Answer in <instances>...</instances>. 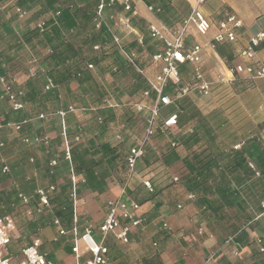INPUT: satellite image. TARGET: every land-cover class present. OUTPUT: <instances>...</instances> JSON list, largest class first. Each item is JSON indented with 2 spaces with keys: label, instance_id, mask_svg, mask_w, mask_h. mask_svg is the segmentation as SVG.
<instances>
[{
  "label": "crops",
  "instance_id": "0c3cea01",
  "mask_svg": "<svg viewBox=\"0 0 264 264\" xmlns=\"http://www.w3.org/2000/svg\"><path fill=\"white\" fill-rule=\"evenodd\" d=\"M194 1L170 0V5L178 8L180 2L186 3V6H188V14ZM95 4L96 0H82L78 3V7L84 8L86 5H91L94 8ZM4 6V8L11 10L12 4L5 3ZM132 7V14L143 19L148 25L163 26L153 13L147 11L146 5L141 0H136ZM2 9L3 7L1 6L0 12ZM37 10V7L32 8L25 12L22 18L16 17L11 22L13 28L16 31H20L32 27L39 22L43 17L36 18L35 13ZM110 11L113 12L116 21L112 29L118 34L122 44L125 45L124 31L121 32V29L124 30L126 27L120 19L126 16V14L115 9H110ZM202 11L213 23V26L207 34L211 38H209L207 43H201L202 45L211 42L212 36L216 33L215 21L213 22L212 19L214 14L219 15L224 11L233 13L242 23V28L238 31L236 43L215 45L214 49L209 52L210 55H207L209 59H206V56L204 62L203 72L207 82L213 84L217 82L218 76L222 75L225 81L231 83L235 75L229 69L238 63H243L242 60L236 57V53L243 48L251 35L258 31L264 32V0H205ZM6 12L8 13V11ZM6 12L5 19L10 18L14 14V11H10L11 14L8 13L6 15ZM78 20L80 23L77 22L78 26L73 31V41H77L75 38H78V36L79 38H83V35L84 37L86 36V32L82 30L84 21L81 18H77ZM52 26L53 24L47 25L42 32L44 38H47L44 41L45 44L50 43V40L51 43L55 42ZM126 30L130 31L129 33L132 34L133 39L141 36V33L135 28L130 27ZM66 35L64 33V36ZM195 37L191 36V38ZM36 43V41H33V45H25L23 50L28 52L29 55H32V51H37L39 47ZM32 46L35 48H32L31 51ZM77 47L80 48V46ZM217 48H219L220 54ZM256 50V62L264 65V41ZM42 55L39 52L36 55L34 54V58H38L40 61V63L38 60V63L36 62L38 70L42 72L44 70L43 68H46L52 71L51 74L55 80L58 79L61 82L58 83L59 86L52 95L44 94L43 81L37 85L31 84L32 81L26 76L29 64L24 67V71L8 66L9 75L7 79L8 81H13V88L25 92H34L41 99L39 101L41 105L38 107L32 104L25 106L22 114L26 113L27 116L32 115V120L22 126V128H19L18 131L6 125L0 129V135L4 138V141H1L5 144L0 155L9 168L8 173H0V207L3 208L1 212L6 211L2 215L10 216L15 227L12 232L10 244L5 249L0 250L2 257H7L12 264H17L21 258V250L34 239H39L41 242L39 251L45 254L47 259L52 261L53 264H72L75 260L71 251L73 246L72 228L76 227L78 233L82 234L86 225L90 224L94 236V232H97L98 227L108 214V202L118 198L121 190L125 187L127 197L141 204L140 214L143 222L139 227L131 230L130 241L126 245L118 243L112 234L106 238L105 246L108 250V264H144L141 261L137 263V260L131 253V249L134 247L131 245L134 242L133 239H136V242H141V244H144V241L148 240L157 241L159 247L162 246L159 253L161 258L159 264H264V255L255 256L260 247L256 239L264 235V213L256 210V195L254 194L255 191L260 194L263 190L262 184L255 185L254 190H251L246 184L254 181H246L241 174L240 177L237 173H235L237 174L235 176L226 174L232 180L231 185H235V189L238 191L236 197L237 205L231 210L228 207H224L222 214L231 216L239 215L240 220L238 222L232 217L224 220H220L219 218L214 219V214L211 210L207 209L206 211L204 206L200 205V196L195 197L189 193L184 188L182 181L177 182L161 192L156 190L158 193L154 195V191L153 193H148L143 187L142 181L151 178V175L150 173L149 175L141 173L142 170L139 169V165H137L138 167L134 177L132 176L128 179L125 164H123V175L119 173L121 172V170H118L119 166L109 167L106 164H102L96 169L95 174L88 173L81 175L75 173L77 183L75 186L74 209L77 216V223L73 224V203H71L69 210L63 207L65 206L64 202L67 198H70L72 201V183L70 182L69 163L63 157L64 140L61 136V118L56 112L58 109H66L69 106L79 107L76 103L81 104L83 107H89V100L91 98L90 90L94 88L95 84L104 87V80L102 78L104 73L99 71L98 67L95 66L96 71L90 70L91 78H87L89 77L87 75H82L80 80L68 79L67 77L62 78L65 75L64 63L61 64L57 57L44 60ZM104 89L106 88L104 87ZM117 93L120 95L119 98L114 93H107L102 100L105 105L98 106L99 108L104 106L110 108V112L114 115V120L102 133L92 129L95 124L93 118L99 115V112L93 109L87 111L86 114H82V117L79 116V113H68L65 116L64 123L66 130L67 132L72 130L73 133V135H68V142L71 149L77 144L85 146L88 139H93L96 144L108 143L111 146H116L123 140H126L127 153L130 147L141 143L144 136V129L140 131L134 129L132 120L125 122L120 106L123 103H127L129 98L126 93ZM188 95L189 99L203 114H207L215 108L210 96L199 98L196 92L193 94L188 93ZM74 99L75 102H73ZM35 107H37L36 110ZM8 111V104L0 101V118L4 119V115ZM42 112L45 116L43 119H39L37 116L43 114ZM11 114H13L12 118L15 120L13 119L10 123H16V118H18L16 116L17 113ZM18 115L19 117L21 116L20 114ZM142 118L145 121L146 117ZM73 124L74 126L77 124V128L80 131L78 134L81 137L79 142L74 141V135L77 130L73 129ZM116 135H120V139H117ZM34 136L47 137L48 147L45 148L42 144L28 145L22 142L23 138H32ZM262 136L264 137V133ZM8 137H11V142H9ZM58 143L59 145L57 146ZM50 144L52 145V149L49 148ZM147 147L158 153L161 152L164 146H159L153 138L148 140ZM51 153L58 156L59 160L54 158ZM51 158L57 161V165L53 168L48 165ZM180 162L182 165L179 166V169H181L179 174L182 177L186 174V169L183 162ZM71 166L73 168L72 164ZM147 166H149L148 168L151 172L153 171L151 169H155L158 165L154 163L149 165L148 163ZM50 185L55 187V191L50 196V200L52 201H50L49 208L41 214H35L33 216L27 215L28 210L34 211L38 204L36 190ZM171 188L174 189L172 190ZM169 191L174 193L176 196L175 200L183 204V207L179 211H170L163 204L170 195ZM18 193H22L28 197L29 202L27 205L20 204L17 199ZM189 195H193L194 199L189 200ZM210 198L216 203L220 201V198L216 195H212ZM60 210L63 212L57 215L56 213ZM13 211L14 213H12ZM54 218L60 221L61 226L66 231L65 235H59L58 228L52 225ZM163 222L169 225L170 232L163 231ZM235 229H238V236L236 237L238 244L235 245L232 243L230 246H227L225 244L228 238L227 236L230 234V231ZM13 233H15V236ZM166 233L173 234H171L172 236H168L169 234L167 235ZM97 236H100L99 230ZM230 236L234 235L232 234ZM13 239L18 241L25 240L21 241L19 245H16ZM78 246L80 254L83 255L85 252L84 244L81 243L80 246L78 242ZM235 246L239 250L238 256H232L230 254L231 249ZM210 256H212L211 260L206 262V259ZM88 258L89 255L86 254L82 256L81 260L85 261ZM144 262H147V258H144Z\"/></svg>",
  "mask_w": 264,
  "mask_h": 264
},
{
  "label": "trees",
  "instance_id": "16d2710c",
  "mask_svg": "<svg viewBox=\"0 0 264 264\" xmlns=\"http://www.w3.org/2000/svg\"><path fill=\"white\" fill-rule=\"evenodd\" d=\"M80 1L82 0H0V7L2 6L3 9H6L4 8L5 3H13L14 7L20 9L22 12H27L37 7L36 18L43 17L32 27L16 31L11 22L16 17L18 18V14L14 12L13 16L5 19V11L2 9L0 12V58H3V60H0V75L7 78L9 75V62L17 57V52L23 50L25 45L31 46L33 45V41H36V44L40 47L38 50H44V60L57 57L61 64L64 63L65 75L62 78L67 77L68 79L80 80L82 75H87L89 76L87 78H91L90 70L88 69V65L91 64L98 67L99 71L107 72L109 77L114 78L112 82H109L113 93L115 90L112 89V86L115 83L117 85L118 79L127 76L130 79L128 80L129 82L127 81V84L133 81L129 85L130 91H127L128 96L140 98L138 103L145 102V100L149 102V99L142 97V92L147 87L144 78L121 56L119 50L111 40L108 25H102L98 30L94 27L93 19L99 0H96L94 9H92L91 5L79 8L78 3ZM141 2L153 8L152 13L167 29L174 28L180 20L187 16L188 6L183 2H180L178 6V8L182 7V11L171 6L170 0H141ZM110 9L119 10L126 14L129 18L130 26L141 33V42L134 40L124 45L123 49L135 55V62L139 64V67L148 68L151 56L157 51L155 49L156 44L149 36L148 24L143 19L133 15V10L124 12L121 0H115L112 7L105 8L107 17L111 14L114 15L113 12H109ZM77 18H81L84 21L82 30L88 33L85 36V43L89 46V56L85 55L81 51V48L73 43V31L78 26L77 22L80 23L79 20L77 21ZM37 24H42L43 31L47 25L53 24L54 43H51L50 40V43L45 44L44 41L47 38H44L42 35L43 31H39ZM109 25L112 26L114 23L111 21ZM63 31L67 34L66 36H64ZM106 45L108 46L105 47ZM94 46H99V49H101L96 54L93 51H98L99 49L94 50ZM32 48L34 49L35 47L32 46L31 51ZM38 50L35 52L33 50V54L29 55L28 60L34 57V54L36 55ZM48 50L50 53L47 52ZM217 51L220 54L219 48H217ZM11 52L13 54H10ZM91 53L92 55L90 56ZM141 58L143 61L140 60ZM104 61L108 62L105 63ZM2 64L6 68H2ZM43 69L42 72L37 69L36 77L29 80L34 85L40 84L43 81V86L47 80H50L53 88L43 92L45 95H52V93L56 92L59 86L58 83L61 82L58 79L55 80L51 74L52 71L46 68ZM234 75V80L231 83L215 82L211 85L210 99L213 101L215 108L207 114L201 113L188 97L175 100L171 106L166 107L163 115L160 114L157 121L160 124L162 118L171 114L177 115V125L174 128L176 132L174 134L170 132L169 134V142H174L175 146L170 147L168 144L166 147H163L161 152L157 153L150 150L146 142L143 145L144 156L142 159L146 165L148 163L149 165L153 163L158 165L155 169L159 170V178L156 179L153 175L151 178H148L152 185H155L153 186L154 195L176 184L170 179L169 169L182 161L186 174L180 177L178 182L182 181L184 188L195 197L200 196V205L204 206L206 211L207 209L211 210L214 214V219L219 218L220 220H224L232 217L238 222L240 220L239 215L222 214L224 207H228L231 210L237 205L236 197L238 191L235 189V185H231L232 180L226 174L234 176L241 174L246 181H254L246 184L251 190H254L255 185L262 184L263 190L260 194L255 191L254 195H256V210L264 213V207L261 205V203L264 204V137L262 136L264 131V80L240 76L238 73ZM95 85L90 90L91 98L87 109L99 112V115L93 118L95 124L93 123L92 129L102 133L114 120V115L110 112V108L106 106L102 108L98 107L105 105L102 102L105 94L101 91L102 87L97 85L95 87ZM123 89H126V87L123 86ZM117 92H115V96L119 98L120 95ZM2 94L3 91L0 88V101L6 103L1 98ZM22 99L26 103L25 106L32 104L38 107L41 105L39 102L41 99L32 91H22ZM260 106L262 109H260ZM37 107H35V110ZM133 107L134 104H122L120 106L125 122L132 120V117L135 115ZM11 113L13 112L8 111L4 115L3 126L13 121L14 118H12L13 114ZM18 114L21 116L19 117ZM16 116L18 117L16 118V122L23 119H29V122L32 120V115L27 116L26 113L22 114V112H18ZM98 118L101 119V123H98ZM73 129L77 130L74 136L78 135L80 131L77 128V124H75ZM67 135H73L72 130L67 132ZM78 137L81 139L80 135ZM159 137L161 136L156 133L151 139ZM0 140L4 141L1 135ZM239 143H242L240 149L234 150L233 146ZM49 148L52 149L51 144ZM126 149V140H123L116 146H111L108 143L96 144L93 139H88L85 146L77 144L71 149V164L76 174H95L96 169L100 165L106 164L109 167L119 166L118 170H121L119 173L123 175ZM52 156L56 159L59 158L55 154H52ZM148 157H150L151 162ZM249 162L259 172L258 177H254V172L248 166ZM141 173L144 174L143 170ZM149 173L146 174L149 175ZM212 195L218 196L220 201L216 203L210 198ZM64 203L65 206L63 207L69 210L72 203L70 198H67ZM61 212L63 211L60 210L56 214L58 215ZM232 234L234 236H229ZM229 235L227 237H232L233 243L235 245L238 244V241H236L238 229L230 231ZM259 239L261 241L260 247L256 255L254 254L255 256L264 255V235L260 236ZM260 248L263 251H260Z\"/></svg>",
  "mask_w": 264,
  "mask_h": 264
},
{
  "label": "built area",
  "instance_id": "2783aa9c",
  "mask_svg": "<svg viewBox=\"0 0 264 264\" xmlns=\"http://www.w3.org/2000/svg\"><path fill=\"white\" fill-rule=\"evenodd\" d=\"M136 0H121L123 5V11L129 12L133 10V4ZM115 0H99L95 10V16L93 19L94 27L98 30L102 25H108V32L111 35V40L119 50L121 56L128 62V64L139 73L145 80L146 89L142 92V97L149 99L151 106L145 102L136 103L134 105L135 112L142 114L146 117L144 124V136L140 144L130 147L126 153L125 165L127 170L128 179L135 175L137 171V164L144 156L143 145L148 142L156 133L160 136L165 135L169 130L175 128L177 125V115L171 114L160 120L158 118L161 111L168 106H171L175 100L185 97L188 93L196 92L199 98H206L210 96L211 83L207 82L204 77V61L206 56L215 45L220 44H234L238 39V31L242 28L241 21L233 13L226 11L219 14V19L215 22L216 33L214 34L212 41L205 45H199L196 43L188 44L187 40L192 35L188 33L190 26L193 27L196 34L199 36H206L213 26V23L205 16L202 11V7L205 4V0H195L194 4L190 7V10L185 18L180 20L174 28L167 29L165 27H158L155 25H148V33L152 40L160 43L161 47L151 56L150 65L148 68H141L139 64L135 62V55L128 53L123 49V44L118 36L112 29L114 25L110 26L109 22L116 23L115 16H106L105 8L112 7ZM148 12L152 13L153 8L146 6ZM14 12L18 14V17H23L25 12L20 9H14ZM122 24L126 28H130L129 18L123 16L121 19ZM37 28L40 32L43 31L42 24H37ZM141 42L142 36L136 39ZM264 41V32L258 31L251 35L247 43L237 53L236 57L243 61L238 63L234 67L230 68L232 74L238 73L250 78L264 80V65L256 62L257 47ZM94 50H98L99 46H94ZM47 52L50 53L48 50ZM36 59L32 57L29 60V67L26 71V76L34 78L37 75ZM181 66H190L192 87L185 85L182 82V70ZM2 68H6L4 64ZM92 65H88V69H92ZM150 71V72H149ZM13 81H8L7 78L0 75V88L3 91L1 98H3L8 104L9 111L13 113L23 112L26 103L22 99V91L15 90L13 88ZM217 82H225L223 76H218ZM53 88V84L50 80H47L43 86V91L46 92ZM87 109L77 108L69 106L66 109H58L56 114L61 118V136L64 140L63 157L69 163V175L70 182L72 183V203H73V224L77 223V216L74 209L75 201V186L77 183V176L71 166V148L68 142V135L64 118L68 113L83 114ZM92 110V109H90ZM89 111V110H87ZM39 119H43L42 114L38 115ZM3 119L0 118V129L3 128ZM98 123H101V119L98 118ZM29 119H23L16 123H7L6 126L14 128L18 131L19 128L28 124ZM117 139H120V135H116ZM78 136L74 137L75 142H79ZM22 142L28 145L42 144L45 148L48 147L47 137L23 138ZM170 147H174V142H169ZM242 143L233 146L234 150L240 149ZM5 144L0 140V153L4 149ZM0 173L6 174L9 172V168L6 165L3 157L0 155ZM49 167L53 168L57 165V161L51 158L48 163ZM249 168L254 172L256 177L259 176V172L255 169L252 163H248ZM178 177L172 176L171 181L177 183ZM143 187L148 193H153L154 188L149 179L142 181ZM55 191V187L50 185L45 188H39L36 190L38 204L34 211L28 210L27 215L33 216L35 214H41L50 205V196ZM17 199L20 204L27 205L28 197L22 193L17 194ZM189 200H193L194 196L189 195ZM264 207V204H261ZM180 204L177 205V209H181ZM141 204L131 200L127 197L126 188L121 190L118 198L108 202V214L106 215L102 224L98 227L99 234L101 236L100 242H95L93 238V230L90 224L86 225L82 234H79L76 227H73L71 234L73 236V246L71 251L75 257L72 264H108V250L105 246L106 238L112 234L114 239L120 244H128L130 232L133 229L139 227L142 222V216L140 214ZM52 225L58 228L59 235H65L66 231L60 224L57 218L52 220ZM14 222L8 215H0V250L5 249L11 242L12 232L14 231ZM162 229L165 232H170L171 229L165 222L162 223ZM84 244L85 252L80 254L78 242ZM256 242L260 244V239L257 238ZM233 243L232 237L227 238L225 244L230 246ZM41 242L39 239H34L30 244L25 246L21 250V258L17 264H53L52 261L47 259L46 255L39 251ZM153 245H156L155 243ZM260 251H263L260 248ZM89 255V258L82 261L81 258L84 255ZM232 256H238L239 250L237 246L233 247L230 251ZM212 256L206 259V262L210 261ZM0 264H12L10 259L2 257L0 255Z\"/></svg>",
  "mask_w": 264,
  "mask_h": 264
},
{
  "label": "rangeland",
  "instance_id": "374dc122",
  "mask_svg": "<svg viewBox=\"0 0 264 264\" xmlns=\"http://www.w3.org/2000/svg\"><path fill=\"white\" fill-rule=\"evenodd\" d=\"M12 4V7H13V9H12V7H11V10H9L8 8V10L7 9H5V12L6 11H8V13H10L11 14V12L10 11H14V9H15V5L13 4V3H11ZM184 4H186V3H184ZM92 9H94V8H92ZM180 11H182V7L180 6V8H178ZM7 12H6V15L8 14ZM6 17V16H5ZM20 18V17H19ZM22 18V17H21ZM212 19H213V22L215 21H217L218 19H219V15L217 14V15H213L212 16ZM148 26V25H147ZM116 28V27H115ZM126 29H128V28H126ZM126 29H121L122 31L121 32H123L124 33V35L123 36H125V39H124V41H125V45H127V44H129V43H131L132 41H134V40H136V39H133V36H132V34L131 33H129L130 31H128V30H126ZM188 33H190L192 36H196L195 38H188V40H187V43L190 45L191 43H196V44H199V45H201V43H207L208 41H209V38H211L210 37V35L208 36V35H206V36H203V37H199V35L198 34H196V32L194 31V29H193V27L192 26H190L189 27V29H188ZM86 34H88L87 32H86ZM215 34V33H214ZM141 35V34H140ZM214 36V35H213ZM212 36V37H213ZM75 40H77V41H73L74 43H75V45H77V46H80V48H81V51H83L84 52V54L85 55H88L89 56V53H88V50H89V46H88V44L87 43H85L86 41V38L84 37V35H83V38H79V36H78V38H75ZM156 45H155V49L156 50H158L160 47H161V45H160V43L159 42H157V41H155V40H152ZM109 45V44H108ZM108 45H106L105 47H107ZM104 47V49H106L107 50V48H105ZM40 47H38V49H39ZM37 49V50H38ZM101 49H99L98 51H93V52H95V54H96V52H99ZM38 52H39V54L41 55V54H45L44 53V50H38ZM33 53V52H32ZM10 54H13V52H11ZM37 54V53H36ZM92 55V53L90 54V56ZM210 55V54H209ZM208 55V56H209ZM43 56V55H42ZM208 56H207V58L206 59H209L208 58ZM143 58V57H142ZM140 59L141 61H143V59ZM2 60H3V58H1ZM0 59V60H1ZM28 59H29V53L28 52H26V51H24V50H20L19 52H17V57H15L14 59H12L10 62H9V67H13L14 69H17V68H19V69H21L22 71H24V67L25 66H27L28 65ZM205 59V60H206ZM140 60H139V62H140ZM211 60V59H210ZM105 63L106 62H108V61H104ZM205 62V61H204ZM180 69L182 70V82L185 84V85H188V86H190V88L192 87V84H193V82H192V77H191V70H192V68L190 67V66H181L180 67ZM89 70H91V71H96L97 69H96V67L95 66H93L92 67V69H89ZM104 74L102 75V78H103V80H104V83H103V85H104V87L106 88V89H104V87H102V91L104 92V94L105 95H107V93H112L113 94V91L110 89V87L111 86H109V82H112L113 81V79L114 78H111V77H109V74L107 73V72H103ZM98 74V73H97ZM240 76H245V75H242V74H240ZM128 80H130L127 76L126 77H122V78H120V79H118V81L119 82H117V85H116V83L112 86V89H114L115 90V92H124V93H126V95L128 96V93H127V91H130V87H129V85L130 84H132L133 83V81H131L130 82V84L128 83L127 84V81ZM129 82V81H128ZM123 86L124 87H126V89H123ZM115 92H114V94H115ZM191 94H193L194 92H190ZM261 96H262V94H261ZM186 97H188L189 98V95L187 94L186 95ZM128 102L127 103H123V104H131V105H133V104H136V103H138V101L140 100V98L138 99V97L137 96H132V97H130V96H128ZM73 102H75V99H74V101ZM145 103H147V104H149L150 106H151V103L152 102H148L147 100H145ZM79 107H77V108H83V106L81 105V104H78V103H76ZM86 105V104H85ZM88 108V106H84V109H87ZM166 109V108H165ZM165 109H163L162 111H161V115H163V113H164V110ZM260 109H262L261 108V106H260ZM88 110V109H87ZM87 110L83 113V114H86L87 113ZM43 113V112H42ZM135 113V115L132 117V121H133V128L134 129H136V130H138V131H140L141 129H143L144 128V124H145V121H144V119L142 118V117H145L144 115H142V114H138V113H136V112H134ZM43 116H45L44 115V113L42 114ZM82 114H80L79 116L80 117H82L81 116ZM131 121V120H130ZM169 133H166V135H163V136H161V137H159V138H155L154 139V141L159 145V146H167L168 144H169V134H170V132L172 133V134H174L175 132H176V130L174 129V128H172L171 129V131H168ZM263 133H264V131H263ZM9 138V142H11V137H8ZM6 145H7V142H6ZM150 159V158H149ZM138 165H139V169L140 170H143V172L145 173H149L150 172V169L147 167V165H146V163L143 161V159L138 163ZM182 165V163L180 162V163H178V164H175L174 166H172L169 170V176H170V179H171V177L172 176H176V177H178V178H180V171H181V169H179V166H181ZM138 167V166H137ZM151 170H153L152 172H150L151 173V176L153 175V176H155V178L157 179V178H159V176H160V173H158L159 172V170H156V169H151ZM145 173V174H146ZM182 176V175H181ZM134 177V176H133ZM131 184V183H130ZM160 184V183H159ZM158 185V184H157ZM172 190L174 189V188H171ZM161 191V190H160ZM172 191H169V196H168V198H167V201H165V203H163V204H165V206H166V208L168 209V210H170V211H173V210H175V211H179L180 209H177V204H180L181 206L183 205V204H181V202L180 201H178V200H175V195H174V193H171ZM171 194H173V195H171ZM183 207V206H182ZM1 211H3V208H1L0 207V214L2 215L3 213L5 214V212L6 211H4V212H1ZM12 213H14V211L12 212ZM95 234H94V236H93V238H94V241L95 242H98L99 240H100V238H101V236H97L98 235V230H97V232H94ZM168 236H172L171 234H173V233H166ZM13 235L15 236V233H13ZM96 235V236H95ZM230 236V235H229ZM25 239H22L21 241H24ZM21 241H18V240H16V239H13V242H14V244H16V245H19L20 244V242ZM133 241L134 242H132V244L131 245H133L134 247H133V249H131V253L133 254V256H134V258L137 260V263L139 262V261H141V262H143L144 264H159V262H160V260H161V258H160V249H161V247H159V244H158V242L157 241H153V240H148V241H144V244H141V242L139 243V242H136V239H133ZM81 240H79V245L81 246ZM156 244V245H153V244ZM145 256V257H144ZM137 257V258H136ZM144 258H147V262H144ZM56 264H58V263H56ZM122 264H126V263H122Z\"/></svg>",
  "mask_w": 264,
  "mask_h": 264
}]
</instances>
